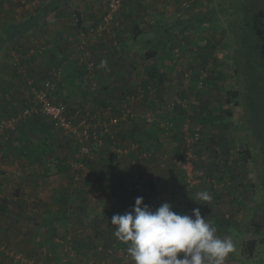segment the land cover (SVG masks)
<instances>
[{
	"label": "rangeland",
	"instance_id": "rangeland-1",
	"mask_svg": "<svg viewBox=\"0 0 264 264\" xmlns=\"http://www.w3.org/2000/svg\"><path fill=\"white\" fill-rule=\"evenodd\" d=\"M242 1L243 0H175L173 2V5L176 6L175 9L165 10L166 14L163 15V22H158L155 19H152L151 21L145 20L141 24L144 26V30L146 28L148 29L150 23L152 24L151 26L156 28L161 34L158 36V39H162V45H165L167 48L165 59H168L166 62L168 66H170V70L173 71L171 75H175L176 81L170 85L171 87H174L173 89L170 88L169 84L167 87H165L166 84L163 85V83L158 85L159 87L162 85L164 86L162 90L165 93L161 91L160 99L163 101L164 106H167V103L170 100L178 99L195 98L199 102L198 105L192 107V114L189 115L193 126H202V139L200 143L196 144L195 149V180L196 184H199L201 181L203 182L204 178L205 188L208 194L211 195L212 192L215 194L217 193L216 195L219 200L222 201L220 204L223 205V209H220L218 212L222 224L218 227L215 226L217 228V235L221 238H231L235 245L234 252L230 253L231 257L226 258L225 264H264V152L262 148L264 135L262 140L260 138V133L257 134L256 132V129L260 130L261 126L264 127V78H262L260 84L256 87L253 93H251V90L249 89V78H237L235 73L233 53L235 50H239L243 47L241 33L242 27L246 22L244 18L245 15L239 9ZM124 3L125 2H123L119 13L123 9ZM102 5L106 8L104 12L105 15L108 10V2L106 4L103 3ZM262 5L264 6V3H261L260 5L259 9L261 12H263ZM177 12H180V15H178ZM206 14H210L212 17L210 22L206 25L203 24L198 28L194 27L197 22L195 17L197 15L206 16ZM104 15L98 23L92 25L93 29L97 28L102 23ZM19 19H14L13 22H17ZM69 22H71V18H69ZM2 23V19L0 18V24ZM111 23L112 22L108 24L107 29H109V27L113 28V24L111 25ZM260 23L264 28V21L261 20ZM166 26L170 29L166 28ZM163 28H166L167 32L164 31ZM107 29H104L100 34L93 33L91 30L90 33L102 37V35H105ZM90 33L87 34L91 35ZM10 35L13 36V34ZM0 36L8 38L6 45L0 51V65H5V67L3 66V70L5 68L6 73L4 74L2 72L3 70L0 68V95L5 91V93H3L4 98L0 97V107L6 106V104H4L5 98L9 97L15 99L14 95L16 94V91L13 85L10 84L8 78H13L14 73L21 74L22 76L24 74L26 76L21 86V88H23L21 95L26 96L23 98L25 100L24 105L22 107L17 105L13 106L10 109L12 114L10 112H6L3 116L0 114V120H7L13 117L17 118L16 127H10L0 134V163L7 159L5 165L13 166V175L17 176L19 175V172L24 175L28 170H42L49 162L55 164V169H58V161L65 162L66 165H64V167L70 171L69 178L74 191L70 198L71 204L68 207L70 212L72 211V214H78L80 213V193L78 192L82 187H88V184L85 183L86 178L89 179L90 185L92 182H95V179L90 177L91 172H88V170L90 169V165L95 164V157L100 153V151L98 152L100 145H93V153L86 156L82 151L84 144L77 137L66 134L43 114L33 112L28 116L24 115L23 111L25 106L36 105L33 101V87H42L50 78H44V75L36 74L34 69H31L32 71L28 70L30 63L36 59L34 55L37 53L32 52L29 49V47L32 46H29V43L35 40V36L30 37L29 40L28 35H17L13 36V39H10L9 34L3 35L2 32H0ZM83 38H85L88 43L90 53L86 55L81 49H79L82 54L81 61L85 62L87 64L86 66L90 69L96 68V64L94 67H91L90 64L93 62L96 63L97 59L92 56L93 53L87 35H84L82 39ZM176 48H179L178 57L175 56L178 53V51H175ZM184 48H189V57L191 56V58L194 57L197 59L194 61V64L188 63V57L186 56V50H184ZM16 50H18V52ZM19 51L23 55L25 54L23 58H21L22 54ZM138 51L141 53L140 55L138 54L140 59H148L145 56V53L148 50L146 51V47L143 44ZM46 54V50H43V53L40 52L41 56ZM206 56L210 57L208 58V62L204 63L203 59ZM63 61L65 60L63 59ZM71 61H74V59H71ZM78 61L79 58L75 60L77 64ZM15 62L17 65H15ZM62 64L63 66L65 64L67 65L66 62H63ZM62 64L61 66H58L61 68L59 76L57 78H52L56 84L54 89L50 91V94L55 102H63L68 106L71 116L75 114L77 108L81 110H89L92 114L101 113V116L105 118H109L111 115H117L122 112L123 107L118 108L117 105L111 110V112H106L107 106L103 105L102 100L104 99L101 96L102 92H107L109 85H105L104 81L103 85L98 83V79L101 78H82L84 75L81 76V78L78 76V78H59L62 77L64 72ZM55 70L56 69H54L53 72ZM152 70V67L147 69L146 83L140 79L136 80L135 83H131V87L129 86L127 90L124 89V86L120 87L116 85L113 88L108 89L113 94L115 93L116 96L120 97V100L125 104L124 107L129 106L134 112L136 111L134 113L136 116L132 117L129 122L121 124V127L124 124L130 126L142 122L148 124L153 123L150 120L153 118L151 112H154V106L148 105L146 109H138L143 106V100L145 98L151 94L156 95L159 92L157 86L159 81L157 78H164V81H168L166 78L169 77L166 76L167 73H163L162 75L161 72H153ZM79 71L78 68L75 73L68 70L70 76L78 75L77 73ZM89 74H91V72ZM3 78L6 82L2 81ZM179 78L181 79L182 84L189 82L191 78H196L197 85L195 91H191V93L182 96H178L177 94L171 95L175 92L176 88H179L180 86L182 87ZM31 80L33 83H30ZM206 87L207 90L210 87L216 92V109L208 107L206 99L203 98V90H205ZM132 89L135 90L132 92ZM234 90L240 91L238 98L228 94L229 91ZM5 94H7L8 97H6ZM132 95L136 96L134 102H130V97ZM166 95H171V97L165 98ZM253 96H256V99H251L250 101L249 98H252ZM163 98L165 99L162 100ZM227 100L238 104L236 109L237 114L234 116L232 115L229 117L228 108H224ZM159 108L162 109V105H160ZM252 108L260 114L258 119H263L260 121L252 119V114L250 113ZM166 109L169 110L167 107ZM173 113H177L178 116H168L164 119L160 116V119L158 120L156 119L158 116H155L153 121L155 123H160V126L163 122L169 120L173 121L174 125L171 130L162 131L164 133L178 131L180 137L183 138V135L181 136L179 125L181 121L179 119L186 117L187 112L176 108ZM142 115H145V117L143 118ZM134 118L139 119L140 121L137 123L134 121ZM72 120L78 123L82 120V117L81 115L73 116ZM217 120L222 122L220 127L218 125L221 132L224 130V125L231 124L233 127L232 131L236 135L234 139H230L227 142L230 146L223 147V149L226 150V155H224V152H221L220 154L223 155L221 159L219 155L216 154L219 153L217 147L220 140H217L215 133L212 131L213 127L218 124L215 122ZM160 128L164 129L162 126ZM22 132H24V135H22ZM223 133L231 134L232 132L223 131ZM46 135L47 140H45V142L43 141L46 150L42 149L41 151V146L33 147L31 145V142H34L37 139H43ZM182 138L178 143L179 155L177 157L175 155L172 160L171 158L168 159L165 155L166 153L169 154L168 151L157 150L152 152L149 150H143L140 161H142V163L145 161L150 164L155 163L153 167L154 169L151 171L153 173L159 171L158 165H160V163H166V160L170 161V163L165 165V171H170L171 168H174L176 171L178 169V172L181 173L185 181V184H183L185 192L187 194H192L189 192L192 191L196 184L194 183V185L193 183L188 182L184 172L180 169L177 162V159L178 157H181L180 153L183 150ZM106 139L107 138H105V140ZM107 141L110 140L107 139ZM104 146L105 145L103 144V147ZM33 149L36 152L33 151ZM113 150V148L109 147L108 153L115 155V158L119 159V156ZM5 152L8 154V157H5ZM144 152H147L148 155H143ZM225 157H228L229 161L225 160ZM40 158L42 159L40 160ZM218 160H222V162L219 163ZM86 163H89V165L87 166ZM206 163H209L213 169H208ZM220 165L222 168L218 169L217 166ZM199 167L207 171L206 179L204 175L200 173V170H198ZM214 167L216 170H214ZM18 168H22L23 170L19 171ZM5 169V167L3 169L0 165V177L4 175L3 172ZM227 169L228 173L226 174L225 172ZM220 173L223 174L222 177L219 176ZM140 185H142L140 181L134 180L130 186L128 185V191H126V193L137 195ZM88 188L90 189V187ZM180 190L182 192L181 188ZM163 193L166 194V196H170L169 192ZM128 194L119 196H121L122 200H125ZM115 196L117 195H114L112 199L107 201V203L110 204V208L121 215L127 213V209L120 207L121 199L115 198ZM19 197H21V195L11 196V199L4 197V201L0 199V221L4 224L9 222L8 228H13V230L18 222V219L16 220V218L20 217L19 211H14V209H11L12 212L10 213L4 211L6 210L5 206H14ZM182 200L183 209L180 210L179 213L191 215L192 210L197 208L196 206H199L197 205L199 202L195 200L196 204L193 206L189 205L188 197ZM27 201L31 200L27 199L26 202ZM170 201L166 202L169 203ZM31 206L30 210L25 211L26 217L23 219L22 224L25 222H28V224L31 225L35 224L37 219L32 214L34 206L32 204ZM187 208L190 210H187ZM216 214L217 213L214 214L209 210L206 212L202 211L201 213L202 216L206 217L207 221L211 220ZM81 216L87 221L86 223L80 221L83 220ZM92 216L93 218L89 219V214L85 211L81 212L80 217H74L73 215L70 233L65 235L64 238H62V236L60 237L59 234H64L67 229H60L58 227L52 238L55 239V243L62 247L54 246L55 249L60 247L59 251L54 250V247H51L50 250L47 245L45 246V249L42 248L43 246L39 249H35L30 245V242L26 238L23 239L27 242H20V239H17L15 236L10 240L11 236L1 231L0 228V261L2 264H11L14 260L11 253H14L15 255L19 253L26 257V260H31L33 257L36 258L38 264H108V259H112L116 264H133L134 262L130 256L127 255L128 245L116 238L114 233L108 232L106 236H103V232L105 231L103 226H98L100 227V235H98V229H95L92 224L88 225L89 222L93 223L92 221L95 219V216ZM99 221L104 224L106 223V218H102ZM250 226H252V229H249ZM85 227H87L92 234H94L96 230L93 244L88 249L80 246V241L76 236L79 230L84 234L83 230ZM90 227L92 230H90ZM115 230L116 226L114 227V232ZM253 239L257 241V244L253 255H251L248 248V242ZM3 246L6 248L5 251L1 249ZM27 248H33V251L28 250ZM14 264L28 263L19 259V261L14 262Z\"/></svg>",
	"mask_w": 264,
	"mask_h": 264
},
{
	"label": "crops",
	"instance_id": "crops-1",
	"mask_svg": "<svg viewBox=\"0 0 264 264\" xmlns=\"http://www.w3.org/2000/svg\"><path fill=\"white\" fill-rule=\"evenodd\" d=\"M108 1L109 0H0V15L2 16H0V18L3 22L0 24V27H2L0 28V32L5 35L8 33L7 31H15L24 20L37 15L41 9L49 8V11L46 12L45 17L41 19L39 23L22 32L23 36L28 35V40L30 37L35 36V40L29 43V46L32 45L29 49L37 54L34 55L36 59H34L28 67L29 71L34 69L36 74H42L45 76L44 78H54L53 70L56 69V67L61 66L63 62H66L67 65L65 64L63 66L62 64L64 72L62 77L59 78H81V76L84 75L82 78H101L98 79V83L103 85L104 81L105 85H109L108 89H111L116 85L120 87L124 86V89L127 90L129 86L131 87V83H135L136 80L141 79L146 83L147 69L152 67L153 72H161L162 75L163 73H167L166 76L169 77L166 78L168 81H164V78H157L159 81L157 86L163 83V85L166 84L165 87H167L168 84L170 86L175 83V75H171L173 71L170 70V66H168L166 62L168 59H165L167 48L162 45V39H158V36L161 34L156 28L151 26L152 24L149 23L148 29L146 28L144 30V26L141 24L145 20L151 21L152 19H155L158 22H163V15L166 14L165 10L175 9L176 6L173 5L175 0H124L125 3L123 9L117 14L115 20L111 23V25L113 24V28L109 27V29L105 31V35H102V37L92 35L90 33L92 25L98 23L104 15L106 8H104L102 4H106ZM177 13L180 15V12ZM69 18H71V22H69ZM14 19L19 20L13 22ZM166 28L170 29L168 26H166ZM87 33H90L91 35H88ZM84 35H87L89 40L90 48L93 53L92 56L97 59L95 63L96 68L90 69L86 66L87 64L85 62L81 61L82 54L79 50V42ZM142 44L146 47V51L152 48L156 50L155 55L150 59L148 58L149 60H142L139 57L141 53H139L138 50L141 48ZM43 50H46L47 54L41 56L40 52L43 53ZM184 50H186L188 63L194 64V61L197 59L188 56L189 48H184ZM16 51L18 52V50ZM24 55L22 54L21 58H23ZM209 57L210 56H206L203 59V62H208ZM70 58L74 59V61H71ZM77 58H79L78 64L75 62ZM63 59L65 61H63ZM101 62H106L104 67L100 66ZM15 65H17L16 62ZM3 66L5 67V65H0L1 70H3ZM77 68L80 70L77 73L78 75L70 76L68 70L75 73ZM2 72L6 74L5 68ZM90 72L91 74H89ZM25 77L24 74L22 76L21 74L14 73L13 78H8L10 84L13 85L16 91V94L14 95L16 100L14 98H9L7 94H5L8 98H5L4 104H6V106L4 108L6 110H4V112L10 111L13 106L17 105L22 107L24 105L25 100L23 98L26 96L21 95L23 89L21 86ZM196 80V78H191L189 82L182 84V81L179 78L182 87L180 86L179 88H176L175 92L171 95L177 94L178 96H182L191 93V91H195L197 85ZM2 81L6 82L4 78ZM163 85L161 87L158 86L159 92L156 95L151 94L145 98L143 100V106L138 109H146L148 105L154 106V112H151L153 118L150 120L153 123L148 124L142 122L130 126L124 124L120 128L116 140L107 141L106 139L104 142L105 146L103 147V145H101L98 149V152L100 151V153L95 157V164L90 165V169L88 170V172H91L90 177L94 178L95 182H92L90 185L89 179L86 178L85 183L88 184L90 189L85 186L78 192L80 193V213L78 214H72V211L70 212L68 207L71 204L70 198L74 191L69 178L70 171L64 167V165H66L65 162L58 161V169H55V164L52 163V165L49 162L42 170H28L24 175L23 173L21 174V172H17L19 175L14 176V171L12 170L14 167L11 165H5L7 159L5 161L3 160L0 165L3 169L4 167L6 169L3 172L4 175L0 177V199L4 201V197H7L8 199H11V196L13 197L17 195H21V197L15 202L14 206H5L6 210L4 211H7L8 213L12 212L11 209L19 211L20 217L16 218V220L18 219V222L15 229L8 228L9 222L4 224L0 221L1 231L9 234L11 236L10 240L15 236L17 239H20V242H27L23 239L26 238L30 242V245L35 249H39L42 246V248L45 249V246L47 245L51 250V247L60 246L55 243V239L52 238L58 227L60 229H67L64 234H59L60 237L62 236V238H64L65 235L70 233L72 216L80 217L81 212L83 211L89 214V219L93 218L92 215L95 216V219L92 221L93 223L89 222L88 225L92 224L95 229H98V235H100V227L98 226H103L105 228L103 236H106L108 232L114 233L115 225L111 223V218L114 215H117L118 212H114L115 210H112L110 204L107 203V201L112 199L114 195H117L115 198L121 199L120 207L127 209L128 212L134 208L137 197H143L144 203L149 205L152 210H156L166 201L173 200L169 203L177 213L183 209L182 199L186 197L189 198V205L193 206L196 204V200L194 199L196 195L200 192H207L204 178L203 182L201 181L199 184H194L195 186L192 191L189 192L192 194H187L183 185L185 184L184 178L181 173L178 172V169L176 171L174 168H171L170 171H165V165L170 163V161L166 160V163H160V165H158L159 171L157 173L151 172L154 169L153 167L155 163L150 164L146 161L142 163V161H140L143 150H149L152 152L157 150L168 151L169 154L166 153L165 155L168 159L171 158V160L175 155L176 157L179 155L178 143L181 141L180 133L178 131L164 133L162 130L165 129L160 128V123H155L153 121L155 116H158L156 118L157 120L160 119V116H162L163 119L168 116H178L177 113L167 110L163 101L160 100L161 91H163L162 88L164 87ZM170 88L173 89L174 87L170 86ZM108 89L107 92H102L101 96L104 99L102 100L103 105L107 106L106 112H111L116 105L118 108L124 107L125 104L120 100V97L116 96L115 93L113 94ZM134 90L135 89H132V92ZM3 93H5V91ZM215 93L214 89L209 87L207 90L206 87V89L203 90L202 95L203 98L206 99L208 107L216 109ZM2 95H0V97L4 98V95ZM171 95H166L165 98L171 97ZM160 105H162V109L159 108ZM226 107L229 111V117L237 114L236 109L238 104L227 102L224 108ZM134 121L138 123L140 120L135 119ZM215 122L218 124L213 127L212 131L215 133L217 140H220L217 147L219 153L216 154L219 155L221 159L223 157V155L220 154L221 152H224V155H226V150H224L223 147L230 146L227 142L230 139H234L236 135L232 131L233 127L231 124L224 125L223 131H231L232 133L224 134L223 131L221 132L218 128V125L220 127L222 122L219 120ZM42 143L43 139H37L34 142H31V145L33 147H40ZM133 143L138 144V149L133 150L131 148ZM117 145L125 146L128 149V151L119 157V159L115 158V155L108 153L109 147L113 148V151H115V146ZM5 157H8L6 152ZM41 159L42 158H40V160ZM225 160L229 161L228 157H225ZM218 162L220 163L222 160H218ZM206 164L208 169H213L209 163ZM86 165L88 166L89 163H86ZM200 167L198 170H200V173L204 175L206 179L207 171ZM217 167L218 169L222 168L221 165ZM18 170L22 171L23 169L18 168ZM214 170H216L215 167ZM225 173H228V169ZM219 176L222 177L223 174L220 173ZM134 180L140 181L142 185H140L137 195H130V193H126V191H128L127 187L128 185L130 186ZM180 188L182 189V192ZM163 192H169L170 196H166ZM126 194L128 195L125 200H122L121 196H119ZM216 194L214 192H212L211 195L209 194L212 198L209 202L210 204L201 201V203L197 204L199 206L196 207L200 209L201 213L202 211L206 212L208 210L214 214L217 213L211 220H209V222L218 227L222 224L218 212L220 209H223V205L220 204L222 201L219 200ZM27 199L31 201L26 202ZM31 204L34 206L32 214L37 220L33 225L28 224V222L22 224L23 219L26 217L25 211L30 210L32 207ZM187 210L190 209L187 208ZM65 211L69 215L67 222L58 221L50 225L41 224L49 216L57 215ZM102 218H106V223L102 224V222L99 221ZM82 219L83 220L80 221L87 222L84 218ZM90 230H92L91 227ZM83 231L84 234L79 230L76 236L80 241V246L88 249L93 244L96 230L94 234H92L87 227H85ZM55 247L53 249L59 251L61 246L56 249ZM27 249L33 251V248ZM0 264H2L1 261ZM108 264L116 263L112 259H108Z\"/></svg>",
	"mask_w": 264,
	"mask_h": 264
},
{
	"label": "clouds",
	"instance_id": "clouds-1",
	"mask_svg": "<svg viewBox=\"0 0 264 264\" xmlns=\"http://www.w3.org/2000/svg\"><path fill=\"white\" fill-rule=\"evenodd\" d=\"M194 199L209 203L212 198L200 192ZM111 223L116 226L115 237L128 245L134 264H225L235 250L233 240L219 237L199 208L191 215L177 213L165 202L152 210L143 197H137L134 208L114 215Z\"/></svg>",
	"mask_w": 264,
	"mask_h": 264
},
{
	"label": "built area",
	"instance_id": "built-area-1",
	"mask_svg": "<svg viewBox=\"0 0 264 264\" xmlns=\"http://www.w3.org/2000/svg\"><path fill=\"white\" fill-rule=\"evenodd\" d=\"M124 0H109L108 1V10L104 15L102 23L95 29H91L93 33H101L104 29H107V26L110 22L115 20V17L122 8ZM82 52L88 55L90 50L88 49V43L85 38L80 42V48ZM175 51L178 53L175 55L179 56V48H176ZM91 67L95 66V62L90 63ZM61 73V68L57 67L54 71V78H57ZM30 83H33L31 80ZM56 82L54 79L50 78L42 87H33L34 106H25L24 115L28 116L33 112H38L49 118L56 126L62 129L66 134L70 136L77 137L84 145L82 151L86 156H89L93 153V145H103L105 138L109 140H116L118 137V132L121 128V124L129 122L132 117L135 116L133 110L127 106L122 108L120 114L111 115L109 118L101 116V113L92 114L89 110H81L77 108L73 116L81 115L82 120L80 122H75L72 120L73 116L70 115L69 108L64 103L55 102L50 94L55 87ZM143 95V92H142ZM135 95L130 97V102H134ZM198 101L195 98L192 99H178L170 100L167 103V108L171 112H175L176 108L180 110H185L187 112L186 117H184L183 123L180 127L181 134L183 135V156L177 159L180 169L184 172L185 177L189 183H196L195 176L196 172L194 169L195 161V149L196 144L200 143L202 139V126L191 124V118L189 115L192 114V107L198 105ZM144 118L145 115H142ZM17 123V118H9L7 120L3 119L0 121V134L10 127H15ZM173 121H166L161 124L165 130H171L173 128ZM138 144L133 143L131 148L133 150L138 149ZM128 149L125 146L117 145L115 146V152L120 157L124 155ZM143 155H148L147 152H144ZM151 155V154H150ZM5 251V247H1ZM128 255V254H127ZM11 256L14 257L13 262L19 261L22 259L25 263L28 264H38L36 258L33 257L31 260H26V257L22 254L11 253ZM129 256V255H128ZM26 260V261H25Z\"/></svg>",
	"mask_w": 264,
	"mask_h": 264
},
{
	"label": "trees",
	"instance_id": "trees-1",
	"mask_svg": "<svg viewBox=\"0 0 264 264\" xmlns=\"http://www.w3.org/2000/svg\"><path fill=\"white\" fill-rule=\"evenodd\" d=\"M261 3H264V1L263 0H243L241 2L239 9L245 15L244 18L246 21L244 26L242 27V33H241V42H242L243 47H241L239 50H235V52L233 53L234 67H235V73L237 75V78H247V79L249 78L250 80L249 89L251 90V93H253L256 87L260 84V81L262 80V78H264V28L262 27L260 23L261 20L264 21V6L262 5L263 12H261L259 9ZM47 11H49V8L41 9L37 15L24 20L21 23V25L17 27V29H15L14 32L7 31L8 32L7 34H9L10 39H13V36H17L19 35V33L20 35H22V32L26 31L31 26L39 23V21L45 17ZM195 19L197 22H196V25H194V27L198 28V27H201L203 24L205 25L208 24L210 20L212 19V17L210 16V14H206V16L197 15ZM163 29L164 31H166L165 28ZM10 34H13V36ZM7 41H8V38H6L5 36H0V51L6 45ZM163 46L166 48L165 45ZM155 53H156V50L152 48V49H149L145 53V56L150 59L151 57L155 55ZM228 94L238 98L240 95V91L239 90L229 91ZM251 99L252 100L256 99V96L249 98L250 101ZM227 102H230V101L227 100ZM4 110H6L4 109V107H0V114H2V116L6 114V112H10V111L4 112ZM250 113L252 114V119H256L257 121L259 120L258 118L260 114L257 113L254 108H252ZM261 119L263 118H260V120ZM179 120L181 121V123H179L181 127L184 117ZM256 132L257 134L260 133V138L263 140L264 127L261 126L260 130L256 129ZM22 135H24V132H22ZM47 135L43 138L44 142L45 140H47L46 138ZM23 139H24V136H23ZM44 142L41 145V151L42 149L46 150V146ZM262 148L264 152V143H263ZM33 151L35 150L33 149ZM180 155L181 157L184 155L183 150L181 151ZM68 217L69 215L65 211L57 215L49 216L41 224L50 225L58 221L67 222ZM249 229H252V226H250ZM256 244H257V241L254 239L248 242V245H249L248 248L250 250L251 255H253L254 253ZM228 257H231V255L229 254ZM11 264H14V262L12 261Z\"/></svg>",
	"mask_w": 264,
	"mask_h": 264
}]
</instances>
